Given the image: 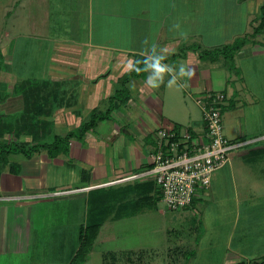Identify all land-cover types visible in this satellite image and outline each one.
Instances as JSON below:
<instances>
[{
    "label": "crops",
    "instance_id": "0c3cea01",
    "mask_svg": "<svg viewBox=\"0 0 264 264\" xmlns=\"http://www.w3.org/2000/svg\"><path fill=\"white\" fill-rule=\"evenodd\" d=\"M263 3L264 0H0V20L5 17L7 22L9 15L17 17L16 23L7 22V29L2 26L0 67L12 62L14 44L20 49L24 44L23 55L30 58L29 39L46 41L47 47L40 75H32L35 70L20 76L12 74L8 77L12 81L6 83V75L0 73L1 112L8 108L22 112L29 100L22 97L24 89L34 95L38 119L33 122L44 121V125L58 130L50 134L52 130L47 133L39 129L23 141H33L38 135L41 141L48 142L54 135L76 131L92 111L101 113L106 102L108 107L110 96L121 89L125 91L119 95L122 100L111 101L109 113H114L98 120L80 136L68 137L66 150L48 155L42 148L29 157L7 156L8 162H16L18 167L10 172L5 163L0 172V196L14 197L0 206V264H17L13 258L24 255L32 259L35 222L38 212L46 206H62L66 226L73 230L68 237L75 238V245L61 260L65 264L77 247V239L88 231L91 236L94 231L93 240L82 264H88L94 253L97 264H137V255L155 253L152 239L161 234L167 263L175 264L178 256L174 255L194 256L198 234L193 242L182 235V226L190 220L186 212H196L199 207L201 214L209 212L198 202L203 203L202 198L211 195V186L231 159L212 173L207 190L200 192L189 207L177 210L176 218L168 216L165 220L164 212L157 207L160 191L151 176L118 179L150 167L149 153L155 148L156 131L163 125L171 131L174 124H179V133L190 126L195 132L193 139L200 140L202 117L197 120L191 111L194 105L200 109L196 98L205 93L222 92L226 95L224 108L236 110L264 100V64L257 61L264 58V36L249 35ZM10 30L17 32L7 41ZM181 33H186V38ZM239 37L246 39L232 56L238 79L226 74L217 59L198 56L200 49L220 47ZM146 39L168 50L166 63L193 68L192 78H182L179 87L168 88L166 76L165 85L152 89L145 84L147 73L134 76L128 62L143 57ZM22 59L25 65L19 64V70L30 69L36 63L34 54L30 63ZM176 108L181 117L170 111ZM236 132L242 133L240 123ZM50 135L52 139L47 140ZM257 137L262 139L264 132L240 141H254ZM257 147L261 145L237 152L240 164L264 158V152L249 154L248 150ZM229 168L225 174L232 182ZM57 191L65 193L50 197ZM53 214L52 219H56ZM45 216H49L47 212ZM174 219V226L169 225ZM157 220L159 226L150 232ZM210 233H202L199 238H210ZM176 235L181 236L178 245V241L170 243ZM234 251L225 253L221 262L232 264L237 256Z\"/></svg>",
    "mask_w": 264,
    "mask_h": 264
},
{
    "label": "rangeland",
    "instance_id": "374dc122",
    "mask_svg": "<svg viewBox=\"0 0 264 264\" xmlns=\"http://www.w3.org/2000/svg\"><path fill=\"white\" fill-rule=\"evenodd\" d=\"M7 22L16 23L17 17L9 15ZM7 22L5 21V17L0 20V38L1 36L3 37V34H1L3 32V28L7 29L8 27ZM16 32V30H10V36L5 37L6 40L8 41L11 39V35ZM45 42L29 39L27 42V49L31 52V58L28 57L27 54L23 55V39H21V45L23 44L21 49L20 46H15L14 44V49H12L11 52L12 62H9V66L2 63L0 67V73L2 76L6 75L7 78L4 81L6 83L12 81L9 80V78L12 77V74L20 76L27 74L25 72H30L32 70H35L32 75H40L41 69L44 67L46 57L44 54V50L47 48L44 46ZM15 43H18L16 37ZM33 54L34 58H36L35 60L32 59ZM22 58H25L27 63L34 60L37 66L33 63L32 68L24 69L23 67L25 71L19 70V64L25 65ZM257 61L260 64H264V58H260ZM216 62H218L223 70L225 69L224 71L226 74L238 79V73H235L234 67H232V64H229L227 59L219 56ZM0 81H2L1 76ZM1 84L2 83H0V85ZM262 86L264 90V78H262ZM33 96L34 95L31 93L25 94V97L29 98V100L26 101L28 104L27 111L24 109L19 113V111L17 112L14 108L5 109V111L2 110V112L0 110L1 114L3 113L1 119L7 124L5 129H3L5 134L0 137V143L6 142L9 139L17 142H23V140H25L28 136L31 138V131L34 130L33 128L35 125V130L42 128V130H46L47 133L52 130L50 134L58 132V130L53 129L52 126L42 124L44 121H40V123L33 122L34 119H38L37 114H34L37 110H35L32 102ZM37 96L40 97V94H37ZM106 107L107 102L104 108ZM170 111L176 114L178 113V117H181L178 110ZM45 113H48V111H45ZM113 113L114 111L109 113L110 116ZM191 113L193 117L199 120L201 110L198 106L194 105ZM221 120L223 135L229 141L258 136L264 132V100L260 102L253 101L251 104H246L243 108L241 107L237 110L224 108L221 111ZM239 123L241 124L242 136L236 132L238 130ZM162 127L168 128V125H163ZM244 130L248 133H243ZM51 136L52 135L47 137V140L50 138L52 139ZM36 138H39L38 135ZM262 143H264V140L258 138V140L246 143V145L230 151L228 160H231L227 165H225V168L220 171L221 175L219 176L217 182L213 185V187L211 186V195L207 194L204 198H202L204 201L203 203L198 202V206L201 204V206L204 205L205 208L208 207L209 212H205L204 215L201 214V207H199L196 212L187 210L186 213L190 216V220L187 219V223L182 226V235L184 236V239L190 238L191 242H193V237L198 234V245L194 247L196 250L194 256L189 257L187 255H174L178 256V260L176 261L177 263L175 262V264H224L221 262L222 256L228 252L233 253L234 250V254H237V256L232 260L233 263L235 261H248L251 259L257 261L264 256V158H261L260 160L258 159L256 163L247 164L243 162L240 164L241 159H239L238 154H236L250 145L256 146L261 145ZM236 161L237 163H235ZM229 166L231 168L230 172L232 174V182H230L229 178H226L227 176L225 174L227 173L225 171H227ZM5 167L6 164L0 160V172L2 169H5ZM4 196H6V194ZM52 196L57 197L59 195H50V197ZM5 200L6 199L0 200V206L6 204ZM11 202L13 203L14 201ZM46 207L47 208L43 211L38 212V219L35 222L37 236L33 239L34 244H32V259H29L26 255L15 257L13 259H16L17 264H61L63 263L61 260L66 258V254L70 246L75 245V238L68 237V233L73 230H69L66 226L67 222H65L64 208L62 206H55V208L52 206ZM157 207L159 210L164 212V220L168 216H174V218H176L177 210H168L162 201L157 203ZM50 209H52V211ZM45 212H47V215L49 216H45ZM53 212L56 213V219H52L54 218ZM221 212H223V216H221ZM233 220H235L234 223ZM176 222L177 221L174 219L173 221H170L169 225L174 226ZM159 224V220L153 221L150 232L157 228ZM64 226L66 227L64 228ZM208 231H211L212 233L210 236V238H212V246L209 244V237L204 239L199 238L202 233L205 234V232ZM229 233L230 237L228 238ZM155 234L156 233H153V235ZM151 235L152 234H150L149 237ZM161 236L162 234L152 239L154 245L153 248L156 254L147 253L137 255L139 259L137 264H171V261L170 263H167L164 249L165 240L164 236L162 239ZM180 238L181 236L176 235L175 238L173 237L171 239L170 243L175 244L178 241L176 243V245H178ZM138 239H136V241H138ZM145 247L148 250L149 247L147 245H145ZM89 257L90 259L88 264L98 263V261H96V257H98L96 253L92 256L90 255Z\"/></svg>",
    "mask_w": 264,
    "mask_h": 264
},
{
    "label": "built area",
    "instance_id": "2783aa9c",
    "mask_svg": "<svg viewBox=\"0 0 264 264\" xmlns=\"http://www.w3.org/2000/svg\"><path fill=\"white\" fill-rule=\"evenodd\" d=\"M225 100L226 96L219 91H210L196 98L203 123L201 139H190L184 129L177 140H171L174 133L160 128L156 131L155 148L149 153L150 167L142 173H132L118 180L151 176L168 210L176 211L188 206L200 192L207 190L212 173L227 162L230 151L252 142L229 141L223 135L219 105ZM180 144L182 146L178 147ZM63 193L65 191H57L52 195ZM10 198L14 197L0 196V200Z\"/></svg>",
    "mask_w": 264,
    "mask_h": 264
},
{
    "label": "trees",
    "instance_id": "16d2710c",
    "mask_svg": "<svg viewBox=\"0 0 264 264\" xmlns=\"http://www.w3.org/2000/svg\"><path fill=\"white\" fill-rule=\"evenodd\" d=\"M256 34H262L264 36V3L261 4L259 6V12H258V17L255 21V24L252 25L251 31L249 33L250 36H255ZM245 37H239L235 40H233L231 43L229 44H225L222 45L220 47H215L213 49H200V51L198 52V56L200 58H204L206 56H208L210 59L215 60L217 59L219 56H221L222 58H225L229 61V64H232V56L234 54V52L236 50H238L245 42ZM196 48H198V46H196ZM143 57H138L137 60H141ZM0 60H1V56H0ZM132 74L134 76H138L139 73L132 71ZM20 88L23 87V85H19ZM122 90V89H121ZM121 90L117 91L114 95L110 96V104L108 105V107H106V109L104 111H102L101 113H96L95 111H92L87 119V121H84L81 125H79L76 129V131H68L66 132L63 136H59V135H54L53 139L51 141H41L40 138H36V136L33 138V141L27 142V141H23V142H17L15 140H9L6 142H1L0 143V160L5 163H8L9 165V170L10 172H15L17 170V163L16 162H8L7 156L9 154H19L22 155L24 157H29L30 155H32L33 153L39 151L40 149H45L48 153V155H53L58 151H64L66 150V142H67V138L72 136V135H76V136H80L85 130L92 128L95 123L98 120H101L103 118H107L109 116V112L112 108L111 105V101L113 99H118V100H122L120 93ZM23 94L22 97H24L25 99V94H29V93H25L26 90H22ZM122 92H125L124 90H122ZM27 98V97H26ZM2 100V96L0 95V101ZM25 104V102H24ZM220 111L223 110L224 108V104H220ZM27 103L25 105V111H27ZM24 115V114H23ZM2 114L0 113V137L3 136L5 127H6V123L3 122V120L1 119ZM42 124H45L42 123ZM36 127V125H35ZM35 127L33 128L34 130L31 131V133L38 131L39 129L42 130V128H39L38 130H35ZM181 129V126L179 124H174L172 127V132L173 137L171 138V140H177V138H179V131ZM44 130V129H43ZM185 130L189 133L190 135V139L193 138L195 136V132L192 131L191 127L188 126L185 128ZM29 132V131H28ZM36 139V140H35ZM182 145L180 144L178 147H181ZM260 146V145H259ZM249 154H253V153H263L264 152V143L261 144V147H257V148H253L248 150ZM194 200V199H193ZM193 200L190 202V204L184 208H187L191 205V203L193 202ZM91 232H86V234L80 238L77 239V247L70 259V261H68L67 264H82V262L85 260L87 253L90 249L91 246V242L93 240V234L94 231L92 232V236L90 235ZM233 264H264V256H262V258L260 260H248V261H235Z\"/></svg>",
    "mask_w": 264,
    "mask_h": 264
},
{
    "label": "clouds",
    "instance_id": "9594fccd",
    "mask_svg": "<svg viewBox=\"0 0 264 264\" xmlns=\"http://www.w3.org/2000/svg\"><path fill=\"white\" fill-rule=\"evenodd\" d=\"M179 28V25L175 26ZM186 38V33H181ZM145 50L143 52V58L137 61H129L128 68L137 73H147L145 84L152 89H158L162 85H165V77L167 76L166 86L172 88L173 86L179 87L178 81L182 78H192L194 75V69L186 67L184 64H180L178 67L172 64L166 63L167 49L162 48L156 43H149L146 39L143 41Z\"/></svg>",
    "mask_w": 264,
    "mask_h": 264
}]
</instances>
